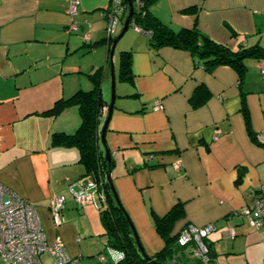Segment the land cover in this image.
Instances as JSON below:
<instances>
[{"label":"crops","instance_id":"0c3cea01","mask_svg":"<svg viewBox=\"0 0 264 264\" xmlns=\"http://www.w3.org/2000/svg\"><path fill=\"white\" fill-rule=\"evenodd\" d=\"M144 1L171 29L196 28L233 50L264 47V0ZM79 2V31L73 33L70 0H0V184L36 207L49 241L60 238L81 264H102L98 256L105 254L108 237L101 194L97 205L78 207L67 184L86 185L92 174L87 175L78 148L53 144L54 134L78 130L81 114L75 105L55 115L47 112L61 99L91 90V76L102 70L101 134L111 96L110 48L129 6L109 37L111 0ZM125 37L114 59L116 100L106 144L114 187L145 253L155 258L164 249L156 218L181 204L183 216L173 236L187 225L213 223L217 230L208 237L212 264H264V231L241 216L264 186V60L245 61L241 84L232 67L207 72L187 51L152 49L149 37L133 26ZM123 52L129 55V81L119 76ZM195 96L202 102L197 106ZM157 103L162 109L155 111ZM101 149L105 156L102 144ZM59 194L66 203L62 224L55 227L51 206ZM229 226L237 233L234 239L226 235ZM198 261L188 246L172 264Z\"/></svg>","mask_w":264,"mask_h":264},{"label":"trees","instance_id":"16d2710c","mask_svg":"<svg viewBox=\"0 0 264 264\" xmlns=\"http://www.w3.org/2000/svg\"><path fill=\"white\" fill-rule=\"evenodd\" d=\"M142 1L144 7L141 12H137L133 2L134 16L131 23L133 27L144 32L149 37V44L154 50L172 47L187 51L191 54L195 65L202 67L207 72H212L219 66L232 67L238 73L241 84L246 71L245 61L247 59L264 60V47L260 45L241 46L239 49L233 50L228 45L216 42L200 33L196 28L171 29L162 24L148 11L149 2ZM124 2L129 6L128 0H124ZM186 11L192 12L193 9ZM121 57L119 76L121 80L129 81L131 79L129 55L127 52H123ZM102 73V70H98L91 76L93 82L91 90H79L71 98L57 101L47 112L55 115L68 105H75L78 107L82 117L81 125L74 134H54L53 144L78 148L81 153L80 162L85 167L87 175H94L98 185L101 186L104 199L99 210L105 235L108 237V245L125 252L126 259L124 264H154L146 260L141 254L126 214L117 205L111 188L107 183L106 173L109 167L105 162L100 141V126L105 114V101L101 90ZM196 96L193 99V105L195 106L202 103L201 99ZM245 116L253 140L257 141V137L250 129L249 115L245 114ZM113 166L112 160L110 169ZM182 216L183 207L181 204H177L168 214L156 218L157 232L165 242L164 249L155 258H152L156 263L172 264L174 255L184 248L178 243L180 233L177 236L172 235L175 224ZM197 264L204 263L198 261Z\"/></svg>","mask_w":264,"mask_h":264},{"label":"built area","instance_id":"2783aa9c","mask_svg":"<svg viewBox=\"0 0 264 264\" xmlns=\"http://www.w3.org/2000/svg\"><path fill=\"white\" fill-rule=\"evenodd\" d=\"M137 12L144 7L142 0H133ZM79 0H70L69 15L71 26L69 31H79L76 21L78 16ZM128 4L124 0H111L107 14V33L113 36L117 25L125 16ZM86 39H90L87 35ZM264 73V69H263ZM157 103L155 111L161 110ZM67 190L72 193L78 207L89 204L97 205V197L101 194L104 199L101 186L98 185L94 175L88 178L87 184L81 181L67 184ZM78 186L79 191L74 187ZM66 197L57 195L51 206V220L55 227L62 224V215L65 209ZM243 219L256 230L264 231V186L253 197L252 203L241 211ZM217 230L215 224L204 227L187 225L178 237V243L183 247L191 246L192 255L196 260L204 264H212L211 249L208 237ZM227 237L234 239L237 235L234 228L229 226ZM47 257L48 261L44 258ZM126 254L124 251L107 246L105 254L98 256L100 263L124 264ZM0 260L9 264H81L80 259L72 257L60 238L49 241L43 229L42 222L36 207L15 191L0 184Z\"/></svg>","mask_w":264,"mask_h":264},{"label":"water","instance_id":"95a60500","mask_svg":"<svg viewBox=\"0 0 264 264\" xmlns=\"http://www.w3.org/2000/svg\"><path fill=\"white\" fill-rule=\"evenodd\" d=\"M128 3H129V14L124 22V25H123V28H122V31L121 33L118 35L117 38H115L113 40V43L111 45V48H110V58H111V80H112V99H111V102L109 104V111H108V116L106 118V121L104 123V126L102 127V130H101V134H100V141H101V144L104 148V151H105V162L107 164V166L109 167V170L107 171L106 173V179H107V183L108 185L110 186L111 188V191L115 197V200H116V203L117 205L125 212V209L123 208L120 200H119V197L117 195V192H116V189L114 187V184H113V177H112V169L111 168V163H112V153L110 152L109 148L107 147V144H106V132H107V129H108V124L111 120V117H112V113H113V109H114V106H115V100H116V80H115V65H114V55H115V50H116V46L117 44L119 43V41L122 39V37L124 36V34L128 31L129 27L130 26H133L131 25V22H132V18L134 16V4H133V1L132 0H128ZM126 214V217H127V220L130 224V227L132 229V233H133V236L137 242V245H138V248L141 252V254L144 256V258L154 264H158L156 263L151 257L147 256V254L145 253L144 249H143V246L141 245V242H140V239H139V236L137 234V231L135 229V226L133 224V222L131 221V219L129 218V216L127 215V213L125 212Z\"/></svg>","mask_w":264,"mask_h":264},{"label":"rangeland","instance_id":"374dc122","mask_svg":"<svg viewBox=\"0 0 264 264\" xmlns=\"http://www.w3.org/2000/svg\"><path fill=\"white\" fill-rule=\"evenodd\" d=\"M130 30H132V29H130ZM126 37L124 39H121L119 41V43L117 44L116 50H115V55H116V51H117V54H120L121 50L124 48V43H125L124 41L127 39ZM115 55H114V59H115ZM110 64H111V58H110ZM114 65H115V62H114ZM110 88H111V96H110V102H111V99H112V80H110ZM1 264H4V263H1Z\"/></svg>","mask_w":264,"mask_h":264}]
</instances>
